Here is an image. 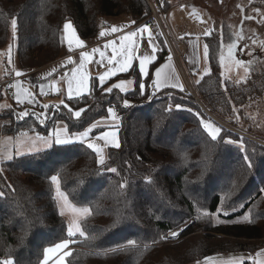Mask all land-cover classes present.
<instances>
[{"label": "trees", "instance_id": "trees-1", "mask_svg": "<svg viewBox=\"0 0 264 264\" xmlns=\"http://www.w3.org/2000/svg\"><path fill=\"white\" fill-rule=\"evenodd\" d=\"M150 14L145 0H0V50L16 19L20 68L39 69L60 57L66 21L89 38L107 17L125 15L141 24ZM218 19L221 23L206 37L210 71L195 76L212 110L233 120L244 104L264 101V58L246 79L225 76L220 48L226 38L237 37V30ZM159 38L162 51L145 80L135 63L104 83L93 76L88 94L49 105L37 102L23 118L25 104L13 100L2 108L4 132L48 135L60 120L70 132L84 130L109 114L113 104L119 109L120 146L109 149L103 164L82 142L53 143L5 160L0 165V260L44 264V250L69 237L53 175L71 201L91 211L82 220L85 235L71 236L69 264H189L264 252V143L224 126L213 140L203 119L212 126L217 121L187 90L160 89L149 100L152 71L168 55ZM4 68L10 73V66ZM125 78L134 79L132 89L106 91ZM11 81L0 75V99H13ZM80 109L77 118L74 112ZM177 230V238L169 235Z\"/></svg>", "mask_w": 264, "mask_h": 264}, {"label": "crops", "instance_id": "crops-1", "mask_svg": "<svg viewBox=\"0 0 264 264\" xmlns=\"http://www.w3.org/2000/svg\"><path fill=\"white\" fill-rule=\"evenodd\" d=\"M178 1L179 0H164L168 13L169 8L172 7V4L175 2L178 3ZM189 1H194L198 6L200 5L207 10H211L213 4H216L217 6H219V8L224 10V14L233 11V8L230 6H227L228 8L225 9V3L228 0ZM241 4L244 5V3ZM105 19H107L109 22L108 28H105L102 23L101 29L98 31V33L95 36L89 38H82L72 21L66 22H70L72 24L75 33L73 34L71 31H65L64 24L66 22H64L61 28L62 46L60 57L54 62L42 68H20L16 70H13L11 68L10 73L7 72L5 68H3V71L0 70V75L2 79H5L8 75L11 77V94L13 96V100L20 104L30 103L32 106H35L37 101H35V99L33 98L32 93L33 91L38 90L42 94L46 93V96L55 97L56 95H58V97H60L59 100L53 102L58 103L61 102L64 96L69 97V83H71L72 87L71 97H78L84 94H88L91 91L93 76H96L99 79L101 75L109 73V75L105 76V80L102 82L104 83L121 73L129 71L135 63L138 65V69L143 79L145 80L150 74L152 65L158 59L159 53L162 51L163 45L159 38L160 33L155 27L151 26L149 22L135 24L128 16L125 15H117L107 17ZM213 23L220 24L221 22H218L217 19H213ZM113 26L117 27L120 30L117 32H112L111 29ZM170 26L172 27L171 23ZM142 28L143 31H140V29ZM172 30L175 33L173 27ZM101 31L105 32L104 37L99 36V33ZM132 32H136L137 34L135 36H132L130 40L122 39L124 36H127L129 33ZM210 33L204 34L203 38L205 43L204 41L202 42L199 39L198 35L184 37L175 33L181 38L182 44L186 49V60L189 68L193 71L194 74L197 72L199 74V77L205 74L204 72L201 74L203 67V54L205 52V46H207L208 49L206 37ZM76 39L83 40L84 46H78L76 44ZM70 41L71 44L69 43ZM105 45L109 46L105 47ZM93 49H98V51L93 52ZM81 52L90 53V58L85 59L82 62V67L80 60ZM100 52L104 53L103 57L100 56ZM69 56H71L72 58V63L67 62ZM113 56H115L114 59ZM144 57H148V60L145 62L144 71L142 72L140 69V60ZM129 58L130 66L127 68V70L119 71L120 65L128 61ZM110 59L111 63H109ZM157 69H160L159 76H157ZM17 73H20V75H17ZM153 80L159 85L160 89L162 90H181V88L183 90L185 89L184 82L177 65L168 56L153 69L151 83ZM121 81H124L122 87H124V85L129 86V89L127 90H130L134 87L135 82L133 78L119 79L109 87L113 88V85L118 84ZM142 85L143 87H145L144 83ZM117 89L121 90L120 88ZM111 109H113L112 111L115 113V118H113L112 114L109 113L106 116L94 121L86 129L75 131L76 133L73 136L67 135L68 137L65 136L61 139L68 140V143H95L97 147L101 149V154L103 155L104 160H108L109 149L111 147H115L114 141L118 142L120 145L119 111H116L114 108ZM63 122L65 121H58L55 124L54 128H59L58 131L70 134L71 132L69 130L68 124H66V122ZM88 129H90V131H88V136L86 140H81L79 134ZM94 130L97 132L94 133ZM112 133H115V137H113ZM101 137L103 138L101 139ZM97 157L99 160L98 154ZM72 248V246H69L67 248H64L63 250H60L59 252H57V254H55L52 258L47 261V264H50L55 258L61 255V253L69 251ZM246 261H252L253 264H264V252L256 254L255 256H251L248 253L223 255L220 257L209 259L208 261L200 264H245ZM196 263L192 262L189 264Z\"/></svg>", "mask_w": 264, "mask_h": 264}, {"label": "rangeland", "instance_id": "rangeland-1", "mask_svg": "<svg viewBox=\"0 0 264 264\" xmlns=\"http://www.w3.org/2000/svg\"><path fill=\"white\" fill-rule=\"evenodd\" d=\"M165 8H166V4H165ZM193 9H197L202 13L204 17V22H199L197 19L190 16L189 13ZM262 11L264 14V8L262 9ZM168 16L170 23L177 35H182L184 37L198 35L199 39L202 42L204 41L203 38L204 34L210 33L211 29L214 28L213 19L216 20L219 18L220 21L224 19L227 20L226 14H224V10L219 8V6H217L216 4H213L211 10H207L200 5L198 6L194 1H189V0H179L178 3L176 2L173 3L172 7L169 8ZM263 31H264V26L263 25L259 26L258 32L262 33ZM226 40L227 41L223 43L220 48V62L222 65L221 67L223 74L227 77L246 79L247 76H249L250 74V70L252 66H258L257 61L261 62V60L264 58V40L260 38L257 39L256 34L253 32H249L247 35L246 33L244 34L240 33V35L237 36L235 39L226 38ZM230 45L232 46L231 50H229ZM7 66H10L13 70L20 69V65L17 58V28L15 33L13 32L12 29L11 38L8 44L3 49L0 50V70L3 71V68ZM210 68L211 67H210L209 55L207 50V54H205V52L203 54V67L201 74L203 72L204 73L209 72ZM123 89H124L123 91H125L129 89V86L124 85ZM199 95L201 100L199 101L195 98L196 101L218 122V123L215 122V125L213 124L214 128L220 129L221 127L224 126L226 128L233 130L234 132L239 133L240 135L247 136L257 142L264 143V101L263 102L261 101L259 103L258 100L253 103H250V105L246 103L243 106H241L239 110L237 109V111L233 115L234 117L233 120H230V118H228V120H224L221 117H219L208 105V103L206 102V100L202 95V92H200ZM32 96L35 99V101L39 103H43L45 105H49L53 102H56L60 98L58 97V95H56L55 97L46 96V93L42 94L38 90L33 91ZM12 102L13 99L11 100L8 96L5 97L4 99H0V112L4 106H9L12 104ZM24 104L26 105L24 107V112H26L28 115L30 112L33 111L32 105L30 103H24ZM35 105H37V103ZM111 106H114L115 110L119 111L118 107H116L115 105L112 104L110 105V107ZM40 115H42V117L45 116L44 112H41ZM203 120L205 123L210 124L207 121V119H203ZM2 126H3V121L0 122V165L5 160L9 159L8 157L12 158L15 154L34 152L51 146L53 143H55V138L57 134H59L60 138H62L67 135L73 136L76 133V132H71L70 134L68 133L66 134L58 131L59 128L57 129L53 128L48 135L30 133V132L14 135L4 132ZM45 140L48 141L47 144L44 142ZM228 141L240 144L239 142H236L235 140L230 138H228ZM107 161H108L107 159L106 161L104 160V163H106ZM60 192H62L64 196L67 197V202H65L63 197H61L56 193L59 207L63 212V214L66 216L68 222V228L70 225H72L75 230V225H79V228L82 231V220L85 219L89 214H83L79 210L84 208L89 209V207L85 205H79L71 201L68 195L61 188H60ZM205 231H209V230L202 229L199 232H205ZM209 232L218 233L216 231H209ZM172 233H178L179 235L178 230L170 232L169 235L173 237ZM178 235L175 236L174 238H177ZM64 241L69 242L67 245V247H69L74 240L71 236H69L66 239L60 240L57 243L48 246L47 248H53L55 247V245L61 244ZM63 249L64 248L59 249L57 252ZM57 252L49 253L48 260L52 258L55 254H57ZM67 252L68 251L64 253ZM64 253H61V255L55 258L50 264H69L67 261V255H64ZM244 253H248V252H244ZM248 254H250L251 256H255L254 254L251 253ZM215 257H220V256H214L206 260H202L195 263L196 264L204 263L209 259Z\"/></svg>", "mask_w": 264, "mask_h": 264}, {"label": "snow or ice", "instance_id": "snow-or-ice-1", "mask_svg": "<svg viewBox=\"0 0 264 264\" xmlns=\"http://www.w3.org/2000/svg\"><path fill=\"white\" fill-rule=\"evenodd\" d=\"M11 26H12L13 32L15 33L16 28H17V21H16V19H12ZM64 29H65V31H71L73 34L75 33V30L73 29L72 24L70 22H66L64 24ZM119 30L120 29H118L115 26H113L112 29H111L112 32H117ZM140 31H143V28L140 29ZM136 34H137L136 32L129 33L127 36H124L122 39H124V40H130L131 37L132 36H135ZM99 36L100 37H104L105 36V32L104 31H101L99 33ZM69 43L71 44V41ZM110 43H112V42H110ZM76 44L78 46H80V47H83L84 46V41L83 40H80V39H76ZM108 46L109 45H105V47H108ZM231 47L232 46L230 45L229 50H231ZM207 50H208L207 49V46H205V54H207ZM96 51H98V49H93V52H96ZM114 52H115V50H114ZM100 56L103 57L104 56V53L103 52H100ZM89 58H90V53H88V52H81V54H80L81 67L83 66V63L82 62L85 59H89ZM114 58H115V56H113V59ZM147 60H148V57H144L143 59L140 60V69H141L142 72L144 71V65H145V62ZM67 62L68 63H72L73 62L71 56L68 57ZM109 63H111V59L109 60ZM129 66H130V58H129L128 61H126L125 63H123V64L120 65L119 71H125V70H127V68ZM246 71H247V69H246ZM17 75H20V73H17ZM107 75H109V73H105L104 75H101L99 77V80L101 82H103L105 80V76H107ZM159 75H160V69H157V76H159ZM123 84H124V81H121L120 83L113 85V87L120 88L121 91H123L124 90L123 87H122ZM141 88L143 89V85H141ZM181 90H183V89L181 88ZM106 91L107 92H111L112 91V87H109L108 89H106ZM68 92H69V97L71 98V93H72L71 83H69ZM124 103H125V105H127L128 102L125 101ZM45 107H47V106H45ZM177 107H179V105H177ZM82 111H84V110L83 109H80V110L75 111L74 112V116L77 117V118H79ZM108 111L112 114L113 118H115V113L112 111V109H109ZM25 115H27L26 112L21 113L20 114V117L23 118V116H25ZM201 122L203 123V121H201ZM204 127H205V129H207L209 131V134L211 135V138L213 140H215L217 138L219 132H220V129L219 128H214L211 124H208V123H204ZM88 131H90V129H88V130H86V131H84V132H82V133L79 134L81 140H86V138L88 136ZM112 135H113V137H115V133H112ZM102 138L103 137H101V139ZM41 139H43V138H41ZM44 142L46 144L48 143L47 140H45ZM68 142H69L68 140L61 139L60 136H59V134L56 135V138H55V143L56 144H64V143H68ZM228 142H231V141H228ZM87 146L89 148H91V149H94L97 152V154L99 156V161L98 162L100 164H103L104 163V157L101 154V149H99L97 147V145L95 143H92V142H88ZM114 146L118 148L120 145H119L118 142H115L114 141ZM241 146H243L242 143H241ZM8 158L10 159L11 157H8ZM248 166L251 167V163L250 162H249V165ZM109 170L112 171V172H115L116 171V169H109ZM51 181H52L53 184L56 185L57 194L60 195L61 197H63V199L65 200V202H67V197L64 196V194L62 192H60L58 177L56 175L51 176ZM121 187H123V185H121ZM3 195H4V193L3 192H0V196H3ZM79 211L82 212L83 214H90V210L88 208H84V209H81ZM61 214H63V212H61ZM76 232H79V234L81 236H84L85 235L84 232L80 230L79 225H75V230H74L73 226L70 225L69 228H68V235L69 236H74L76 234ZM172 235H173V237H175V236L178 235V233H172ZM165 239H166V237H165ZM68 243H69L68 241H64L61 244L55 245V247H53V248H46L44 250V252H45L44 264H47V260L49 258V255H48L49 253H54V252H57L59 249H62V248L67 247ZM128 244L129 245H134L135 244V241L129 240L128 241ZM68 254L69 253H64V255H68ZM0 264H14V261L11 258L4 259V260H0Z\"/></svg>", "mask_w": 264, "mask_h": 264}, {"label": "built area", "instance_id": "built-area-1", "mask_svg": "<svg viewBox=\"0 0 264 264\" xmlns=\"http://www.w3.org/2000/svg\"><path fill=\"white\" fill-rule=\"evenodd\" d=\"M150 9L149 24L157 29L163 37L168 49V57L171 58L178 67L184 82V90L189 91L197 100L200 98V90L195 74L189 68L186 60V49L182 44V40L177 36L170 26L168 19V11L165 8L164 0H145ZM103 26L108 28L109 22L107 19L102 20ZM11 70V68H9ZM160 91L159 85L153 80L151 89L148 94L149 100L153 99ZM1 96V94H0ZM114 108V106H111Z\"/></svg>", "mask_w": 264, "mask_h": 264}, {"label": "flooded vegetation", "instance_id": "flooded-vegetation-1", "mask_svg": "<svg viewBox=\"0 0 264 264\" xmlns=\"http://www.w3.org/2000/svg\"><path fill=\"white\" fill-rule=\"evenodd\" d=\"M241 3H244V5ZM225 4V9L228 8L227 6L233 8V11L229 12L230 14H226L227 20H223L225 26L233 25L235 30H237V36L240 33H246L247 35L249 32H253L256 34L257 39L264 40V31L262 33L258 32V27L264 26V14L262 11L264 0H228Z\"/></svg>", "mask_w": 264, "mask_h": 264}, {"label": "water", "instance_id": "water-1", "mask_svg": "<svg viewBox=\"0 0 264 264\" xmlns=\"http://www.w3.org/2000/svg\"><path fill=\"white\" fill-rule=\"evenodd\" d=\"M190 16H192L193 18L197 19L199 22H204V17L202 15V13L197 10V9H193L190 12Z\"/></svg>", "mask_w": 264, "mask_h": 264}]
</instances>
